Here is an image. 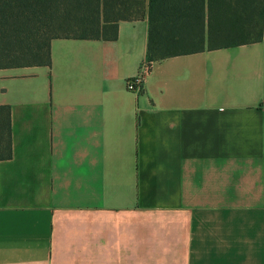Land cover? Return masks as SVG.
Listing matches in <instances>:
<instances>
[{
    "label": "crops",
    "instance_id": "obj_1",
    "mask_svg": "<svg viewBox=\"0 0 264 264\" xmlns=\"http://www.w3.org/2000/svg\"><path fill=\"white\" fill-rule=\"evenodd\" d=\"M147 19L0 68V264H264V35L147 61Z\"/></svg>",
    "mask_w": 264,
    "mask_h": 264
},
{
    "label": "trees",
    "instance_id": "obj_2",
    "mask_svg": "<svg viewBox=\"0 0 264 264\" xmlns=\"http://www.w3.org/2000/svg\"><path fill=\"white\" fill-rule=\"evenodd\" d=\"M137 19L148 20L147 60L158 61L262 40L264 0H0V68L50 65L53 38L115 39L120 20ZM12 153L0 105V160Z\"/></svg>",
    "mask_w": 264,
    "mask_h": 264
},
{
    "label": "built area",
    "instance_id": "obj_3",
    "mask_svg": "<svg viewBox=\"0 0 264 264\" xmlns=\"http://www.w3.org/2000/svg\"><path fill=\"white\" fill-rule=\"evenodd\" d=\"M153 65V61H145L137 75L127 81V88L135 93L142 90L143 82Z\"/></svg>",
    "mask_w": 264,
    "mask_h": 264
},
{
    "label": "rangeland",
    "instance_id": "obj_4",
    "mask_svg": "<svg viewBox=\"0 0 264 264\" xmlns=\"http://www.w3.org/2000/svg\"><path fill=\"white\" fill-rule=\"evenodd\" d=\"M67 34H73L74 32L73 31H68L66 32Z\"/></svg>",
    "mask_w": 264,
    "mask_h": 264
}]
</instances>
